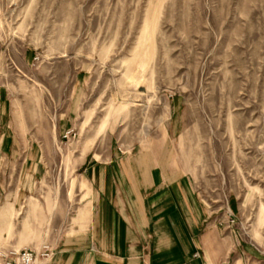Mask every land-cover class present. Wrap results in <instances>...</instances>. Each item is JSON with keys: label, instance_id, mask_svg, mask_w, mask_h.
Listing matches in <instances>:
<instances>
[{"label": "rangeland", "instance_id": "1", "mask_svg": "<svg viewBox=\"0 0 264 264\" xmlns=\"http://www.w3.org/2000/svg\"><path fill=\"white\" fill-rule=\"evenodd\" d=\"M0 86L46 152L38 199L0 209V264L55 256L111 151L179 166L264 258V0H0Z\"/></svg>", "mask_w": 264, "mask_h": 264}, {"label": "crops", "instance_id": "2", "mask_svg": "<svg viewBox=\"0 0 264 264\" xmlns=\"http://www.w3.org/2000/svg\"><path fill=\"white\" fill-rule=\"evenodd\" d=\"M37 127L31 115L18 113L9 88L0 86L4 218L38 199L46 152ZM85 173L93 197L84 201L76 223L52 234L56 253L47 264H264L258 250L238 241L220 214L194 195L179 166L153 167L148 153L133 158L111 151L103 162L93 155Z\"/></svg>", "mask_w": 264, "mask_h": 264}, {"label": "built area", "instance_id": "3", "mask_svg": "<svg viewBox=\"0 0 264 264\" xmlns=\"http://www.w3.org/2000/svg\"><path fill=\"white\" fill-rule=\"evenodd\" d=\"M71 131L68 133L70 134ZM7 255V261L5 264H34L39 255L49 256L50 255V247L48 245L42 248V251L39 255L35 253L33 250L26 249L21 252L13 251Z\"/></svg>", "mask_w": 264, "mask_h": 264}]
</instances>
